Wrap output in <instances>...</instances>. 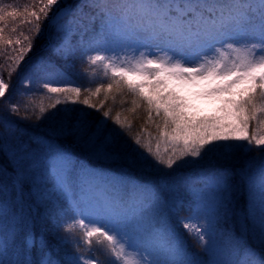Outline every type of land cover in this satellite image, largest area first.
I'll use <instances>...</instances> for the list:
<instances>
[{"label":"snow or ice","instance_id":"snow-or-ice-1","mask_svg":"<svg viewBox=\"0 0 264 264\" xmlns=\"http://www.w3.org/2000/svg\"><path fill=\"white\" fill-rule=\"evenodd\" d=\"M29 14V36L47 20L37 52L25 62V36L0 75V264H264V0H41ZM77 62L145 105L157 135L96 115ZM186 86L225 116H194ZM48 94L54 111L25 123Z\"/></svg>","mask_w":264,"mask_h":264},{"label":"trees","instance_id":"trees-1","mask_svg":"<svg viewBox=\"0 0 264 264\" xmlns=\"http://www.w3.org/2000/svg\"><path fill=\"white\" fill-rule=\"evenodd\" d=\"M5 5H8L9 7L6 8V11H15L17 15L15 17H9L5 13V19L3 21H0V29H3V32H0V75L7 77V72L5 70V65L12 63V61L9 59V57H15L19 54L20 49L25 48V46L28 44V40L25 39V36H28L29 39L32 40L33 48L31 52H27L25 56V62L32 57L37 52V45L40 43V35L43 34L42 28L44 26V20L45 18L41 17V24L39 25L41 29V34H37L34 31H32L31 36H29L30 30H32L33 25L36 24L35 20L31 17L29 14L33 10H37L40 6L41 0H0ZM43 2H46V0H43ZM31 5H35V8L29 7ZM27 21H31V23H28ZM20 40V43L17 44L16 41ZM11 41V43H8ZM41 54H44L43 52ZM23 67V65H21ZM7 82V80H6ZM16 76H13L12 84H16ZM24 87H31V85H24ZM10 91H11V85H10ZM31 103L33 107L35 108V115L31 117V120L25 121V123H36V124H43L44 119L41 116L39 112V108L43 107L45 108L44 115H48L54 109L49 107L52 103H54V99L52 98L51 94H48L46 96H34L31 97ZM63 99V97H61ZM28 98H25L22 103L27 102ZM80 100L82 101V96L80 95ZM116 100H114V103H111L109 106L110 115H109V122L114 119L116 115H120L121 119L126 121L127 123L131 124V131L132 134H139L142 138L147 139V135L151 134L152 136L157 135V129L155 126V123H151L147 119V111L146 106L141 104L139 107L135 108V111H133V108L135 107H122V101L115 103ZM81 107L82 104H76V105H57V108L61 107ZM224 105L221 104V107L218 111L215 112L214 115H208L203 117H224L225 113L222 111ZM23 114V113H22ZM138 118H144L145 121L143 123H140L138 121ZM158 123V120L156 121ZM41 130V129H40ZM261 155V150L254 149L252 153H250V156L253 158H259ZM186 213H182L184 215ZM181 232H183L182 229H180ZM77 237L82 239V231L76 230ZM103 238H99V240H102ZM187 240L188 244H194V239L192 237L185 238ZM106 241L103 242V244L98 243V237H93V244L91 246V249L94 251L97 247H105ZM196 250V249H195ZM80 251L83 255L89 256L92 254V251L89 250V246L86 244L81 243Z\"/></svg>","mask_w":264,"mask_h":264},{"label":"rangeland","instance_id":"rangeland-1","mask_svg":"<svg viewBox=\"0 0 264 264\" xmlns=\"http://www.w3.org/2000/svg\"><path fill=\"white\" fill-rule=\"evenodd\" d=\"M6 78V77H5ZM186 89V88H185ZM129 107H132V105H129ZM109 108V107H108ZM138 121L140 122V123H143L144 121H145V119L144 118H138ZM70 203V202H69Z\"/></svg>","mask_w":264,"mask_h":264}]
</instances>
